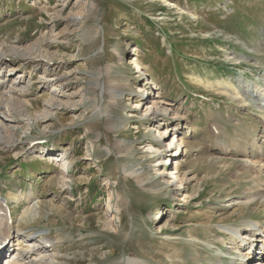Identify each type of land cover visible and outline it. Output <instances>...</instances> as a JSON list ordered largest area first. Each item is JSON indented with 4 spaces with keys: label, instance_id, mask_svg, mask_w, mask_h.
Listing matches in <instances>:
<instances>
[{
    "label": "rangeland",
    "instance_id": "1",
    "mask_svg": "<svg viewBox=\"0 0 264 264\" xmlns=\"http://www.w3.org/2000/svg\"><path fill=\"white\" fill-rule=\"evenodd\" d=\"M34 45L25 57L48 65L13 50ZM2 47L11 68L30 79L23 99L32 123L19 125L15 148H0V198L33 190L60 208L45 205L32 229L25 226V233L51 231L54 242L62 237L58 244L68 249L56 262L123 264L127 256L149 264L244 261L220 225L264 223V203H239L264 187L238 178L235 155L237 140L264 137L263 100L249 90L243 105L204 83L264 84V0H0ZM58 71L66 93L47 106L56 81L43 86V76ZM141 88L155 95L148 100L151 94L143 96ZM145 99L171 110L145 115ZM175 126L182 153L164 166L189 172L187 197L175 181L160 177L158 157L147 147L169 128L162 148L173 149ZM63 152L71 179L61 187L60 165L50 154ZM135 170L146 172L145 186ZM24 203L10 205L14 217Z\"/></svg>",
    "mask_w": 264,
    "mask_h": 264
},
{
    "label": "bare ground",
    "instance_id": "2",
    "mask_svg": "<svg viewBox=\"0 0 264 264\" xmlns=\"http://www.w3.org/2000/svg\"><path fill=\"white\" fill-rule=\"evenodd\" d=\"M35 48L36 46L34 45V46L24 47L22 49L21 48L18 49L14 47L13 50H15L14 53L19 54L20 57L34 60L37 57L31 55L25 57L24 54L31 53L32 51H34ZM38 48L41 52L43 51L41 46ZM7 51L8 50L5 51V48L3 47L0 48V71L4 70L3 75H1L0 72V148L1 149L13 148L16 145L15 142L17 141L16 136L19 125L22 124V127L24 126L30 127L32 123V120H30L31 118L28 117L25 118V115H27L25 112V107L29 102L28 100L24 101L23 99V97L29 91V88L31 86L30 79H28L26 74L22 73V71L13 70V68H11V66L7 62L6 57L4 56L6 55L5 52ZM44 55L46 56V53H44ZM44 61L45 60L41 58L34 60V62L37 63L38 66L42 64V62L44 63ZM44 64L48 65L46 61ZM54 69H51V71ZM63 76L64 75L59 73V71L55 72L50 76H48V74H45L43 76L42 82L45 83L43 86L46 85L47 80L56 81V83L53 84V88H51L50 90L49 93L50 95L45 98L47 104H49L47 106H53L52 104H54L56 100V96L58 94L66 93L64 92L65 90L62 87L63 85L61 83L62 81H64ZM66 82L64 81V83ZM204 84L206 87H210L216 90L220 89L219 90L220 93L227 94L229 98L243 105H247L249 103L245 92L249 90L252 91L256 90L255 83L249 84V80L243 83V85L240 88H235L233 86L234 83L219 82L217 86L216 83L213 84L204 83ZM99 87L102 89V91L110 90L109 84L106 82L99 83ZM140 91H142L143 96L149 93L151 94L150 96L148 95L146 97V99L149 98L148 100L153 98L152 95H155V91L153 90L147 91L146 88H141ZM262 94L264 95V91ZM118 97L119 96L117 94L113 93L111 99L112 103L118 104L119 101ZM146 99L144 106L142 107V111H144L145 115L151 114L154 116V118H156L158 113L163 112L165 114H168L169 111L171 110L169 106L163 105V101H157L152 99L151 103L147 104ZM262 100L264 102V99ZM137 107L138 108L141 107L140 103L137 105ZM260 111H262V114L260 115L261 121L264 123V103L263 105L260 104ZM15 115H17L18 117L17 116L14 117ZM109 115H111V113H109ZM176 126L172 131L173 139L170 140V148L173 146L172 144L174 143L173 149L166 148L165 150L162 148L161 139L168 136L167 134L169 128H167V130L164 133L162 132L159 135V138L156 139L157 140L156 144L150 143L147 145V147L152 148V152H154L155 156L158 157L156 163L158 165L154 164V166H158L155 169L158 171L160 175H162L160 177L163 178V180L168 184H171L175 181V183L179 185L178 190L184 191L182 195H185L187 197L189 192H187L188 185H186V183L189 179V174H188L189 172L186 171L184 173L182 172L183 173L182 175L179 174L178 166L166 172L168 167L164 166V164L169 162L171 159L173 161L174 160L176 161V159H178V156L181 155L182 153L180 149L181 143L183 142L182 138L180 137V139H177L180 135H182V133H179L180 132L179 128ZM112 127L117 128V125L113 124ZM216 128L219 127L216 126ZM245 141L246 140L241 142L240 140H237L238 142L236 146L237 149L235 150V155H238L237 157H240L238 159L239 162H241L240 164L241 167L239 171L242 172L241 173L242 175L238 176V178L248 177L250 179H253V182H256L257 184L261 185V187H264V183H263L264 182V177H263L264 176V137L258 138L257 136H253L250 138V140L246 142ZM121 143L122 141L116 142V144H118L116 146L120 149V151H122L121 150L122 147L120 146L122 145ZM240 146L241 148H239ZM230 151L231 148H228L224 152L228 153ZM18 153L19 152H17V154ZM163 154H167V157L164 160H163V156H164ZM50 156L55 157L56 159L55 161L58 162L60 165L61 172H59L60 176L59 179L57 180V183L61 187H64L68 184V181H70L71 179L70 172L68 170V166H69L68 154L65 152L51 153ZM207 157L206 156L203 157L204 162L207 161L208 159ZM125 171H127L126 168ZM131 174L137 178L138 183L141 186H145L149 181V177L145 176L146 172L143 170H138V171L135 170L131 172ZM195 192L196 191L193 190L192 194L194 195ZM21 202H25L24 209L20 215L14 217V215L11 214L12 211L10 205L12 203L18 204ZM239 203L241 206L248 205L249 203H253L255 205H259V203H264V189L263 190L258 189L251 195H248L246 199L240 201ZM45 205H50L51 207L49 208L53 209L54 211L60 209L58 206L54 205L53 201L48 202V200L40 198L37 194L33 192V190H31L30 193L20 194V195L11 192L8 195V198H0V246L2 247V253L0 254V264H63L61 263L62 261L61 262L55 261L59 251H65L66 249H68L67 247H61L58 244L60 243L61 241L60 238L62 237L58 238L59 241L54 242L55 238L53 237L51 231L49 230H38L39 232L36 234L33 232L25 233L26 232L25 226L28 228L31 227L32 229L33 227L32 224L37 223L43 217ZM164 211L165 210L156 211L155 215H159V212H164ZM112 219L113 217L111 218L110 216H106L104 218V221L106 225H110V227L115 228L112 225L113 223ZM220 226H221V231L228 234L229 237L233 238V243H234L233 249L236 252L238 251V253L240 254L239 258H241L242 260H246L243 264H264V236L260 234L261 229H263L264 232V223L260 224V222L258 221H250L249 223L242 222L238 226H230L229 224H224V225L221 224ZM23 243L26 244L23 245ZM122 262L123 264H149L145 260L141 259L140 256H127L123 259ZM180 262L181 261L175 260L170 264H181ZM234 264H239V262Z\"/></svg>",
    "mask_w": 264,
    "mask_h": 264
}]
</instances>
